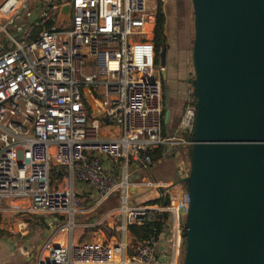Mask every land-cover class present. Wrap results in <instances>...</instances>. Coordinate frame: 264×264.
Wrapping results in <instances>:
<instances>
[{"label": "built area", "instance_id": "2783aa9c", "mask_svg": "<svg viewBox=\"0 0 264 264\" xmlns=\"http://www.w3.org/2000/svg\"><path fill=\"white\" fill-rule=\"evenodd\" d=\"M32 1L0 0V215L4 206L12 218L27 211L43 214L49 228L52 217L62 218L55 232L66 237L77 214L120 194L119 205L97 219L102 231L97 240L50 242L39 264H176L181 239L176 210L182 206L171 202L168 185L130 183L138 169L148 171L158 162L150 152L165 148L166 155L195 143L194 87L178 125L164 123L165 94L153 44L157 10L150 0L49 1L30 25L38 7ZM65 5L72 7V22L58 26ZM89 65L96 70L91 76L84 74ZM86 88L102 109L98 116L87 105ZM105 125L122 134L102 137ZM105 160L124 164L113 174ZM55 167L68 171L64 187L53 186ZM74 181L94 194L89 211L79 210ZM137 187L160 188V203H134L129 192ZM157 223L160 233L153 228L146 239L130 234L131 226Z\"/></svg>", "mask_w": 264, "mask_h": 264}, {"label": "water", "instance_id": "95a60500", "mask_svg": "<svg viewBox=\"0 0 264 264\" xmlns=\"http://www.w3.org/2000/svg\"><path fill=\"white\" fill-rule=\"evenodd\" d=\"M192 4L197 116L191 173L183 180L190 198L185 264H264V0ZM71 19L65 5L57 25ZM167 57L168 45L159 57L162 70ZM84 93L98 116L92 91ZM170 118L167 109L165 125ZM170 200L181 207L184 194L172 192Z\"/></svg>", "mask_w": 264, "mask_h": 264}, {"label": "crops", "instance_id": "0c3cea01", "mask_svg": "<svg viewBox=\"0 0 264 264\" xmlns=\"http://www.w3.org/2000/svg\"><path fill=\"white\" fill-rule=\"evenodd\" d=\"M49 1L54 0H33L32 3L33 5L38 6L39 4H45ZM59 1L64 2L67 0ZM176 1L177 7H173L170 3H168L167 7V0L149 1V7L155 10L158 9L160 2L166 3L163 7L166 15V35L170 37V45L167 43V67L165 70L160 69L163 71L162 74H164L165 71L170 73L168 77L169 82L163 83L165 112L166 109L171 111L170 120H172L174 126L178 125L181 119L183 106L192 99L190 90L194 87L195 81V69L193 64V45L195 39L193 4L192 0ZM168 15L174 19L171 27L168 22ZM121 134V129L115 125L103 126L102 137L104 138H112ZM170 151L171 150H169V152ZM169 152L166 155L163 154V157L167 156ZM162 159L158 160L153 166L161 163ZM105 162L107 169L113 174L120 172L121 167L124 164L123 160L117 163L108 160H105ZM153 166L148 171L138 169L132 177L135 180L133 183L141 184V182L153 179V176H150ZM54 174L59 177V183L58 185H55L54 183L53 186L64 187L66 185L64 178L68 175V171L64 168L55 167ZM187 178V175L182 176L181 180L177 181L175 185L172 186L173 182H170V185H167L172 187V192H182L183 184L184 186L186 185V182L183 180ZM160 181L161 180L158 182ZM74 186L75 192L81 203L79 210L87 211L86 209L93 204V200L95 199L94 194L88 187L83 186L79 181H74ZM137 191H139V194H142L146 190L138 187L131 188V192L134 193L135 197H138ZM150 193L157 194L156 190L153 189L149 193L141 196H146ZM135 197H132L133 202ZM108 201L93 212L90 211L85 214H77L76 227L72 232V235H67L66 237H61L59 234L56 235L55 232L56 228L63 223L62 218L52 217L55 224L54 227L49 228L48 223H50V219L43 214H30L27 211L21 213L20 215L22 216H20V218H10L9 215L11 214H9V210L11 208L9 206H4V211L0 215V264H39V259L45 255L46 247L50 242L58 244L65 239L66 242L73 240L74 242L79 243L91 241L95 238L97 239L101 236L102 231L95 227L98 219H96V217H101L103 213L113 209L106 208ZM183 207L184 206L182 205L181 208ZM178 210L179 209L177 208L176 212H178ZM77 217L81 219L89 217L91 221L78 224ZM89 229L90 231H88Z\"/></svg>", "mask_w": 264, "mask_h": 264}, {"label": "rangeland", "instance_id": "374dc122", "mask_svg": "<svg viewBox=\"0 0 264 264\" xmlns=\"http://www.w3.org/2000/svg\"><path fill=\"white\" fill-rule=\"evenodd\" d=\"M152 1H155V0H152ZM54 2H58V0H54ZM166 3H167V7H168V3H170V5H172L173 7H175V6L177 7V1L176 0L175 1L174 0H167ZM166 3H162V4L166 5ZM193 20H194V16H193ZM172 21H174V19L172 17H170V15H168V22H169L170 27L173 25ZM171 29H170V31H171ZM167 39H168V44L170 45V37L167 36ZM157 71L159 72V76L161 78L162 83L169 82L168 77H169L170 73H167V71H165L166 75L162 74L163 71L160 69V67L157 69ZM95 72H96V70L94 68V65H89L84 70V74L89 75V76L95 74ZM163 87H164V84H163ZM191 159H192V157L190 155V149H188V148L172 149L167 156L163 157L161 163L153 166V168L151 169V172H150V176H153V179H150V181L155 183V184L162 183L164 185H167V184L170 185V182H173L172 186L175 185L177 181L181 180L182 176H185V175H187V177L190 176ZM159 180H161V181L158 182ZM134 181H135L134 178L130 179L131 184ZM52 182H53V184L55 183V185H58V183H59V177L57 175H55L54 173L52 174ZM169 190L172 193V187H170ZM161 191L162 190L160 188H158L156 190L157 194L153 193L154 197H156L158 194H161ZM129 193H130L131 197H135L133 192L130 191ZM182 193L184 194V204H183L184 207L179 208V210H178V218H179V221L181 223V231L179 233V238H181V239L179 240V247H178V251H177V255H176V264H185L186 238L184 237L183 233H184V229L188 223L189 205H190L189 187L187 185L184 186V184H183ZM150 194H152V193H150ZM120 196H122V195L118 194V195L112 197L108 201L106 208L111 209V208H115L116 206H118L119 205L118 197H120ZM77 199H79V197ZM148 199H149V195L135 197L134 203L144 204L146 202V200H148ZM84 207H86V206H84ZM90 208L91 207H88V209H86V210H90ZM9 216H10V218H12V215H9ZM20 216H22V215H17L14 218H20ZM77 218H78V220H77L78 224H83V222L91 221V219L89 217L84 218V219H81L79 217H77ZM97 218H99V217H96V219ZM88 231H90V229ZM91 234H93V233H91ZM132 237L134 238L133 235H132ZM106 238H107V236H106ZM95 240H97V239L95 238Z\"/></svg>", "mask_w": 264, "mask_h": 264}, {"label": "trees", "instance_id": "16d2710c", "mask_svg": "<svg viewBox=\"0 0 264 264\" xmlns=\"http://www.w3.org/2000/svg\"><path fill=\"white\" fill-rule=\"evenodd\" d=\"M67 1H70V0H67ZM39 31H40V29H38L35 32L34 37L37 36ZM167 43H168V39H167V35H166V15H165L163 4H162V2H160L158 5V9H157V21H156V27H155L154 39H153L154 54H155V65L157 68L160 67V60H159L160 53L167 46ZM170 122H171V120H170ZM191 150H192V148L190 149V155H191ZM164 151H165V148H159L153 152H150L149 155L155 156L157 161H158V160H161L163 158ZM186 185L188 186L189 184L186 182ZM147 195H149V199L146 200V202L142 205H156V204L160 203V200L157 199V197H154L153 193L147 194ZM166 204L167 205L170 204L169 199H167ZM153 228H156L158 230V232L160 233L161 224L157 223V224L145 227V228H140L137 226H131L129 230L133 236L143 240V239H146L150 235ZM103 232L109 239L113 237V233L109 229L104 228ZM184 237L186 238V230L184 232Z\"/></svg>", "mask_w": 264, "mask_h": 264}]
</instances>
